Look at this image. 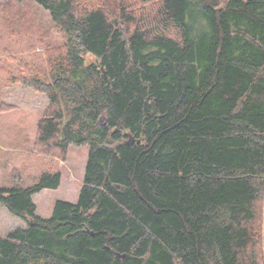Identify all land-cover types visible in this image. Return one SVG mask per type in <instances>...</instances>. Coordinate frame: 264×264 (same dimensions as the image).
<instances>
[{
  "label": "trees",
  "instance_id": "obj_1",
  "mask_svg": "<svg viewBox=\"0 0 264 264\" xmlns=\"http://www.w3.org/2000/svg\"><path fill=\"white\" fill-rule=\"evenodd\" d=\"M28 2L66 39L49 76L15 79L49 97L39 148L89 154L50 218L33 197L61 173L11 174L0 204L26 228L0 236V264H264V0H161L176 39L123 0ZM20 6L0 0V19Z\"/></svg>",
  "mask_w": 264,
  "mask_h": 264
},
{
  "label": "rangeland",
  "instance_id": "obj_2",
  "mask_svg": "<svg viewBox=\"0 0 264 264\" xmlns=\"http://www.w3.org/2000/svg\"><path fill=\"white\" fill-rule=\"evenodd\" d=\"M20 1L19 9L14 8L6 14L7 20L0 19V188L10 187L11 174L13 176V173L15 175L19 171L25 174V186L32 185L45 171L60 172L62 181L58 189H46L33 197L37 214L50 218L56 201H78L89 147L72 146L64 155L56 150L45 155L39 148L38 123L50 106L49 97L15 83V79L21 74L20 68L27 64L34 68H30L33 74L43 69L45 77L49 76L53 68L48 66L47 60L55 58V55L50 56L49 51L60 50L66 44V39L50 23L46 11L32 9L28 0ZM101 1L107 0H92V8L101 6ZM123 1L125 5L134 8L136 16L141 14V19L146 16L144 21L149 24V28L156 27V31L178 38L174 25L166 26L155 19L156 8L160 6L161 0ZM85 60L87 65L96 61L91 55L85 56ZM257 219L253 231L263 243L264 212ZM18 228H26V224L0 204V236L6 237Z\"/></svg>",
  "mask_w": 264,
  "mask_h": 264
},
{
  "label": "water",
  "instance_id": "obj_3",
  "mask_svg": "<svg viewBox=\"0 0 264 264\" xmlns=\"http://www.w3.org/2000/svg\"><path fill=\"white\" fill-rule=\"evenodd\" d=\"M133 143V139L130 138V140H128L127 144L131 145ZM119 255V254H118Z\"/></svg>",
  "mask_w": 264,
  "mask_h": 264
}]
</instances>
